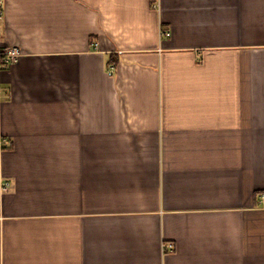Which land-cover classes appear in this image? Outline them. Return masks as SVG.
I'll return each instance as SVG.
<instances>
[{
    "label": "crops",
    "instance_id": "0c3cea01",
    "mask_svg": "<svg viewBox=\"0 0 264 264\" xmlns=\"http://www.w3.org/2000/svg\"><path fill=\"white\" fill-rule=\"evenodd\" d=\"M6 46L0 264H264V0H4Z\"/></svg>",
    "mask_w": 264,
    "mask_h": 264
},
{
    "label": "built area",
    "instance_id": "2783aa9c",
    "mask_svg": "<svg viewBox=\"0 0 264 264\" xmlns=\"http://www.w3.org/2000/svg\"><path fill=\"white\" fill-rule=\"evenodd\" d=\"M4 15V0H0V19ZM164 34L166 36H170V31H165ZM20 49L16 46H6L0 52V59L2 67H9L16 59L20 56ZM10 188L9 182H4L2 185L3 190H8ZM264 199V196L262 197ZM174 244L172 242L164 243V251H168L172 249Z\"/></svg>",
    "mask_w": 264,
    "mask_h": 264
}]
</instances>
